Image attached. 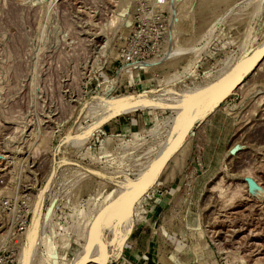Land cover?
<instances>
[{
    "label": "rangeland",
    "instance_id": "rangeland-1",
    "mask_svg": "<svg viewBox=\"0 0 264 264\" xmlns=\"http://www.w3.org/2000/svg\"><path fill=\"white\" fill-rule=\"evenodd\" d=\"M263 44L264 0H0V264H264Z\"/></svg>",
    "mask_w": 264,
    "mask_h": 264
},
{
    "label": "water",
    "instance_id": "water-1",
    "mask_svg": "<svg viewBox=\"0 0 264 264\" xmlns=\"http://www.w3.org/2000/svg\"><path fill=\"white\" fill-rule=\"evenodd\" d=\"M264 56V44L259 47V49L254 53L252 58L255 60H260ZM251 58V59H252ZM248 58L241 59L234 67L233 69L228 72L217 84L213 85L212 87H208L201 93L198 97H196L189 105V109L195 108L200 102L207 99L209 96L214 94L226 81H228L231 77H238L241 74L242 67L244 66L245 62ZM193 123L189 122L188 127L186 128L185 133L181 136L179 140H176L174 143H172L158 158V160L155 162V164L150 168V170L146 173L144 177V181L142 185L135 191V193L130 197L129 204L135 205V203L142 198L150 189L152 186L154 180L158 177V175L163 170L164 166L169 162L171 156L173 155L175 149L183 142L185 137L189 134L190 129L192 127ZM42 220V215L36 213L33 219V225H32V233H35ZM95 259L92 257L87 259V263L94 262Z\"/></svg>",
    "mask_w": 264,
    "mask_h": 264
}]
</instances>
